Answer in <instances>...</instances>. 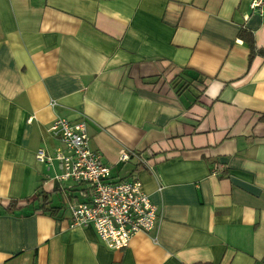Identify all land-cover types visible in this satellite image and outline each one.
<instances>
[{"label":"crops","instance_id":"obj_1","mask_svg":"<svg viewBox=\"0 0 264 264\" xmlns=\"http://www.w3.org/2000/svg\"><path fill=\"white\" fill-rule=\"evenodd\" d=\"M250 1L0 0V264H264V55L246 41L264 48V12ZM59 117L86 122L109 180H140L153 230L115 250L69 225L84 185L35 157L63 147Z\"/></svg>","mask_w":264,"mask_h":264},{"label":"built area","instance_id":"obj_2","mask_svg":"<svg viewBox=\"0 0 264 264\" xmlns=\"http://www.w3.org/2000/svg\"><path fill=\"white\" fill-rule=\"evenodd\" d=\"M249 7L262 13L264 0H251ZM48 131L63 147H57L52 155L40 148L35 153L36 159L41 162L56 159L62 170L57 178L81 182L84 196H87L85 201L68 204L70 226L92 224L105 246L115 250L125 247L136 232L154 229L157 209L142 190L140 180L136 177L125 181L108 179L109 166L101 161L98 151L88 146L84 120L70 122L59 117L50 124ZM131 156L144 163L143 157L135 151H119L121 160Z\"/></svg>","mask_w":264,"mask_h":264},{"label":"trees","instance_id":"obj_3","mask_svg":"<svg viewBox=\"0 0 264 264\" xmlns=\"http://www.w3.org/2000/svg\"><path fill=\"white\" fill-rule=\"evenodd\" d=\"M247 43H248V46H249V58L252 57V55L255 53V52H258L259 54L261 55H264V48H256L255 47V44H254V41L251 37H248L246 39ZM193 79V78H191ZM171 83L175 86H177L178 84H180L179 88H177L176 90L177 91H180L181 89H183L184 87L186 88L188 83H190V80H187L185 78V74H179L177 77L173 78L171 80ZM261 120H264V115L261 116Z\"/></svg>","mask_w":264,"mask_h":264}]
</instances>
